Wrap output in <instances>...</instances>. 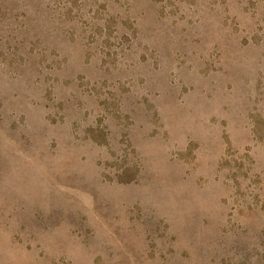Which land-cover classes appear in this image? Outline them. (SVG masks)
<instances>
[{"label":"rangeland","instance_id":"obj_1","mask_svg":"<svg viewBox=\"0 0 264 264\" xmlns=\"http://www.w3.org/2000/svg\"><path fill=\"white\" fill-rule=\"evenodd\" d=\"M0 264H264V0H0Z\"/></svg>","mask_w":264,"mask_h":264}]
</instances>
